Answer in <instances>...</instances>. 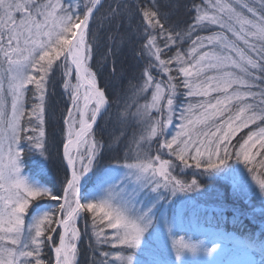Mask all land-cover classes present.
Listing matches in <instances>:
<instances>
[{
    "label": "snow or ice",
    "instance_id": "snow-or-ice-1",
    "mask_svg": "<svg viewBox=\"0 0 264 264\" xmlns=\"http://www.w3.org/2000/svg\"><path fill=\"white\" fill-rule=\"evenodd\" d=\"M54 149L59 187L24 175ZM247 176L264 194V0H0V264H185L202 243L152 246L198 178L246 196Z\"/></svg>",
    "mask_w": 264,
    "mask_h": 264
},
{
    "label": "rangeland",
    "instance_id": "rangeland-1",
    "mask_svg": "<svg viewBox=\"0 0 264 264\" xmlns=\"http://www.w3.org/2000/svg\"><path fill=\"white\" fill-rule=\"evenodd\" d=\"M111 0L107 2L105 0V3H109ZM141 103H144L142 100ZM138 131V129H135ZM174 131V130H173ZM97 135L99 136V130L97 129ZM155 147V145H153ZM53 159H56V157H52ZM234 163V162H230ZM238 167L243 169V164L239 165ZM186 172H189L190 170H185ZM24 175L30 179H34L31 177L30 173L27 171L24 172ZM214 178V177H213ZM199 179V178H198ZM218 179V177H217ZM220 179V178H219ZM201 180V179H200ZM210 180V179H209ZM213 180V179H211ZM247 183H248V192L246 196L238 195L242 197H246V200L249 201L252 193H260V190L254 180H252L251 176H247ZM233 192L231 184L227 183ZM208 187V186H207ZM201 191L202 194H199ZM190 196H192V201L190 202V208H188V217L189 219H186L185 223L190 222V230L187 236L190 235V237L185 236H178L177 238L171 237L167 231L169 229H165L160 239L153 244L154 249L152 252V255L157 260H168L171 256L174 255L175 252V246L180 245L181 243L189 244V245H198L202 243V248L200 251H198L196 254H192L191 252H185L184 254V261L185 264H241L242 261H248L249 264H258V259L260 258L258 254L254 255L251 252H247L242 248L241 243L243 242L238 236H235L233 234H228L227 236L222 235L219 232H216L214 228H211L208 223H194L192 224V221H197V217L201 218L203 216H209V211L214 203V198H216L218 195L221 196V193H217V191H205L204 189L198 190L195 193H189ZM233 197H236V194H232ZM231 196V197H232ZM186 198L181 196L178 198V200H185ZM227 203H231L230 200L226 201ZM239 204L242 203V199H239ZM198 206V207H193ZM232 207V206H231ZM235 208V207H234ZM235 209H240V214L237 215L235 212L232 211V209H229L226 211V217L231 216L232 218H235L238 216L241 220H244L245 217H247V221H259V215L264 216V202L257 201L250 207H247L246 210L243 209V207H238ZM250 214V215H249ZM258 214V216H256ZM214 214H212L213 216ZM257 218H255V217ZM259 217V218H258ZM235 219L233 220V225H240L241 220ZM228 220V219H226ZM260 222V221H259ZM184 223V224H185ZM179 228H185L183 227H176L174 229V233H176ZM194 234L199 235V237H195ZM231 235V236H230ZM205 236V238L203 237ZM211 241V242H210ZM255 241V240H254ZM257 244V247L259 248V242L255 241ZM216 247L217 251L213 253L212 255L206 254L204 251L205 248H211ZM83 250V249H82ZM261 256L264 258V252L260 253ZM84 255L81 256V261L83 262ZM147 259L148 257H142ZM264 263V261H262Z\"/></svg>",
    "mask_w": 264,
    "mask_h": 264
},
{
    "label": "trees",
    "instance_id": "trees-1",
    "mask_svg": "<svg viewBox=\"0 0 264 264\" xmlns=\"http://www.w3.org/2000/svg\"><path fill=\"white\" fill-rule=\"evenodd\" d=\"M108 1L109 0H107V2ZM184 2L187 3L188 0H184ZM175 19L180 22H187L190 20V14L186 13L184 9H181L177 13ZM131 64H132V61L130 57L127 54H124L118 58L116 67L117 69H119V67L123 65L130 75L138 74L136 70L131 68ZM110 67L111 65H109V68ZM108 77H109V72L107 70H105L101 74H98V78H101V83H103L104 78H108ZM133 83H135V81H133ZM57 93H59V88L57 89ZM54 99H55V102L59 105V107L62 108L64 106L63 101L61 100L58 94ZM98 130H99V136H103L107 138L108 133L111 129H110V125H108V123L106 122V119L100 121ZM52 131L53 129L49 128V132L51 133ZM55 133H56V140H57V146H58L59 138H60L59 123H57L55 126ZM52 157H56V159L51 158L46 163H43L38 156L28 157L26 158L25 165H26V168H28L29 170L31 169L33 171H37V169H39V172L41 175L40 178L43 181H50L52 183H55L56 186L59 187L60 182L63 180V177H64V169H63V166L60 162L59 156L57 155L55 149L53 150ZM41 169H43V172L41 171ZM199 179H201V181L206 186H208V190L210 191L215 190L217 191V193H221V196L224 197L225 201L230 200L231 203L226 202L229 205V209H235L238 206V207H243V209L246 210L247 207H250L257 201L264 202V194H261V193H252L253 195H251L249 201L246 200V197H242L238 195L236 197H233L232 196L233 192L231 190V187L224 180L219 179V178L217 179V177H214V178L213 177H200ZM239 199H242V203L240 204L238 203ZM256 216H258V214ZM259 217L258 218H259L260 223L259 221H257L255 224L254 221L246 222L247 217H245L244 220H241L238 216H236L235 218L228 216L223 219L222 225H224L227 230L240 234L241 237H243V239L246 240L247 243H251L252 245H254V240H255V241H258L260 245L261 242H264V216L261 214L259 215ZM235 219H240L242 221L241 224L233 225L234 224L233 220L235 221ZM197 221L203 222L201 219H197ZM205 221H207V219ZM258 252L261 253V251H258ZM260 259L264 261L263 256H261Z\"/></svg>",
    "mask_w": 264,
    "mask_h": 264
}]
</instances>
